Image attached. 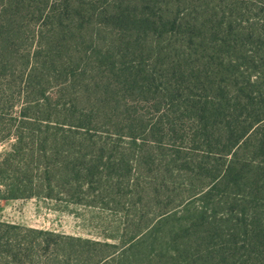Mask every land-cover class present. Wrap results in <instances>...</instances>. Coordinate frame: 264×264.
<instances>
[{
  "label": "trees",
  "instance_id": "obj_1",
  "mask_svg": "<svg viewBox=\"0 0 264 264\" xmlns=\"http://www.w3.org/2000/svg\"><path fill=\"white\" fill-rule=\"evenodd\" d=\"M9 141L0 201L123 223L0 221V264H264V0H0Z\"/></svg>",
  "mask_w": 264,
  "mask_h": 264
},
{
  "label": "rangeland",
  "instance_id": "obj_2",
  "mask_svg": "<svg viewBox=\"0 0 264 264\" xmlns=\"http://www.w3.org/2000/svg\"><path fill=\"white\" fill-rule=\"evenodd\" d=\"M10 142L0 145V152ZM113 208L114 202L107 206H65L43 199L0 201V221L101 241L102 237L116 236L123 223V217Z\"/></svg>",
  "mask_w": 264,
  "mask_h": 264
}]
</instances>
